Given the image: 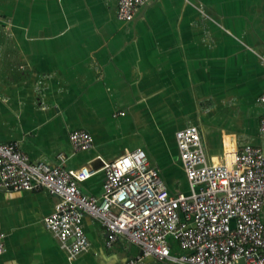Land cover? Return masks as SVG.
<instances>
[{
    "label": "crops",
    "instance_id": "obj_1",
    "mask_svg": "<svg viewBox=\"0 0 264 264\" xmlns=\"http://www.w3.org/2000/svg\"><path fill=\"white\" fill-rule=\"evenodd\" d=\"M116 12L117 0H0V143L17 142L30 162L92 168L79 188L95 197L102 163L135 149L170 193L188 194L174 134L192 124L209 162L245 145L264 151V0H150L130 22ZM73 131L89 133L92 147L75 151ZM56 200L42 189L0 190V264L140 255L125 237L107 247L104 228L85 216L88 248L69 260L45 226Z\"/></svg>",
    "mask_w": 264,
    "mask_h": 264
},
{
    "label": "built area",
    "instance_id": "obj_2",
    "mask_svg": "<svg viewBox=\"0 0 264 264\" xmlns=\"http://www.w3.org/2000/svg\"><path fill=\"white\" fill-rule=\"evenodd\" d=\"M150 0H117V18L130 22ZM264 104V91L257 99ZM264 137V114L259 123ZM189 193L172 194L159 170L142 149L102 163L99 197L85 195L79 184L95 175L90 167L66 168L30 162L17 142L0 143V190H45L57 200L45 226L69 260L88 248L82 220L87 216L106 232V246L119 237L140 255L125 264L151 257L175 264H264V151L245 145L209 162L199 129L192 124L174 134ZM75 151L92 147V136L73 131ZM0 231V254L4 252ZM182 251L171 255L169 240Z\"/></svg>",
    "mask_w": 264,
    "mask_h": 264
}]
</instances>
